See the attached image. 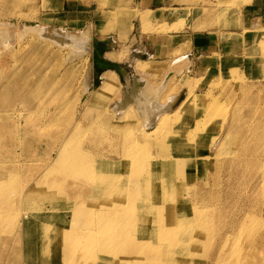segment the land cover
<instances>
[{
  "label": "rangeland",
  "instance_id": "obj_1",
  "mask_svg": "<svg viewBox=\"0 0 264 264\" xmlns=\"http://www.w3.org/2000/svg\"><path fill=\"white\" fill-rule=\"evenodd\" d=\"M193 2L197 6L193 9L194 17L191 18V12L187 13L188 9H183L184 16L179 17L173 27H170V22L166 21L154 25L145 24L148 19L144 17L148 13L142 14L143 30L158 33L159 48L164 50L172 48L169 51L166 50L169 55L166 58H163L164 55L156 58L144 49L146 44L139 42L140 48L136 44L130 45L129 35L137 31L134 23L139 12L131 6L130 0L0 1V23H3L0 24V33L7 35V37H2V40L0 39V68L4 67V70H8L17 62L23 68L25 63L32 58L30 50L39 46L40 42L48 49L49 55L51 54L49 57L51 61L44 67L47 75L51 74L55 68L53 64V61L56 62L55 56L60 62V68L55 77L61 82V104H65L61 112V128L64 131V136H61V147L65 142L64 139L68 137L70 130L74 129L78 121L82 123L85 130L84 136L76 135L79 140L88 138L95 131L92 125L104 123L107 120L111 122L119 120L126 113L134 116L142 127V131L146 133L153 131L157 120L153 125H147L134 102L128 105L122 113L117 110L122 107L125 95L130 93L135 83H141V90L143 89V92L147 94L149 87L150 91L154 89L157 91L154 87H158V83L168 74H174L166 91L160 92V101H167L170 95L175 94L178 97L169 111H180L171 117L169 123H162L159 130L154 132L153 143L151 142L148 151L152 155L167 151L169 158L173 155L174 163L171 161L172 165H168V159H166L164 165L174 170V177L170 178V181L166 180L169 185L166 190L168 194L165 193L170 204L179 205L180 201L182 202L181 206L185 209L188 224L183 231L180 230L175 234L173 240L176 238L179 241L177 243L171 241L168 236L162 240H155L154 245L162 247L157 254L156 264H214L219 256L215 255L218 246L216 240L221 237V234L227 232L226 234L231 235L227 241L223 242L226 244L225 249L228 250L231 248L229 244H232L235 239L238 240L235 234L232 236V228H238L239 239L244 248H248L250 238L257 231L264 234V3H256L252 0H193ZM202 15L205 17L202 18ZM186 18H188L187 22ZM87 24L91 26L90 46L92 48L89 46V50L78 49L77 52L81 51L77 53L79 57H75L71 62L65 60L72 53L70 46L54 47L40 39L43 38L42 29L25 31L21 28L27 25L49 27L59 32L64 30L81 32L85 30ZM213 27L216 32L211 33V38L215 42L216 51L214 50L209 56H205L201 50L191 49L189 51L190 44H182L180 36L167 35L170 31L203 30ZM197 37L200 38V36ZM152 41L154 43L155 38ZM105 44H109V48L103 47ZM36 53L39 52H35L33 57L37 58L35 57L31 64L44 60L43 55L37 54V56ZM106 76L111 77L112 81L108 83V88L103 93L98 94ZM89 77L91 85L87 92L84 86L85 80ZM189 95L192 97V103L182 111L179 105ZM12 99L10 95L3 98L5 104L11 102ZM16 100L12 103L14 104ZM11 109L10 112L14 117L20 113L24 115L27 113L26 104L20 101ZM13 120H5L3 122L5 127L0 128V135L8 136L3 145H0V157L2 160H7V162L0 161V173L6 172L14 164L13 161L6 159L9 154L13 153L15 158L21 162L27 159L23 155L25 133L21 131V135L15 136L14 130L10 127L14 124ZM22 121L26 124L24 120ZM115 124L114 122L111 129L115 140H103L104 142L98 145V148L102 147L103 151L110 153L111 158L118 160L126 151L123 148L115 149L117 137L124 135L126 130L129 136H133L130 140L134 141L136 129L122 124L120 125L122 126L121 131L116 129L115 132ZM7 125L10 126L7 127ZM231 125L241 126L243 129L245 127L244 130L248 129L247 140L255 149V152L252 151L254 153L244 152L240 146V149L235 148V145L239 143L238 138H235L233 144L232 137L233 134L239 133L237 129L234 133L231 130L227 132ZM40 135L43 133L36 131L33 127L26 137L29 154L32 156H29L32 166L23 167L19 171L21 176L19 178L13 176L7 188L3 187V190H0L3 192L0 194V201H7L5 205L11 207L7 208L8 215L5 218L0 216V229L3 233L0 235V261L5 259L8 264H31L27 258L28 243L26 242V228L23 227L24 221H22V227H18L20 226L18 221L25 212L19 195L20 193L23 195L22 189H25L26 185L40 178L41 173L37 176L40 167L42 169L45 164L52 163L60 147V144L49 143L47 138L41 140L43 136ZM225 135V145L220 153L217 144ZM164 143H168L170 147L161 150V145ZM85 147L87 155L91 154L90 158L95 160L93 150L96 147L90 143L88 145L85 143ZM177 148L182 149L177 151L179 150ZM239 155L241 157H238ZM64 165L59 168V171L64 168ZM235 166L239 167V170L234 168ZM161 169L165 170L166 175L168 169L162 167ZM135 171L130 168V172ZM58 173L45 174V181L43 180L45 193L60 198L57 205L46 202L47 207L51 208L53 204V206L56 205L58 208H54L58 209L64 219L70 221L75 230L81 232L89 229L85 225V214L72 220L75 215L74 211L80 210V206H83L85 202V198L79 192L78 183L71 184L69 187L58 185L61 184V179H58L61 176ZM159 174L156 176H161L162 173L159 172ZM75 179L72 178L71 181L74 182ZM248 179H251L250 182ZM246 203L248 204L245 205ZM12 206L15 207L12 208ZM89 207L93 206L89 205ZM81 209L82 213H86L87 209L83 207ZM242 209H245L247 213ZM1 210L3 209H0V212ZM210 215L214 217L209 220L207 217ZM94 224L91 228L96 229ZM256 224H258L257 227ZM204 225H209L208 229L211 228V232L217 239L212 242L213 238L201 246L197 244L195 247H199L197 248L198 253L190 252L191 249L187 242L185 244L181 239L184 237L183 232ZM243 227L244 230H242ZM248 228H250L249 231ZM158 229L155 227L154 233ZM101 244L98 240L96 251L101 249ZM184 244L188 246L184 247ZM212 245V251L207 255L203 254L202 251ZM21 246H23L22 254L19 255ZM102 253L98 254L99 257L95 254L90 255L85 262L79 264H116L111 256L104 251ZM187 258L188 261H185ZM52 260L54 262V258ZM131 264H140V261L134 260Z\"/></svg>",
  "mask_w": 264,
  "mask_h": 264
},
{
  "label": "bare ground",
  "instance_id": "obj_2",
  "mask_svg": "<svg viewBox=\"0 0 264 264\" xmlns=\"http://www.w3.org/2000/svg\"><path fill=\"white\" fill-rule=\"evenodd\" d=\"M148 17L149 15L146 14L144 18L149 19ZM90 27V24H87L85 30L81 32L65 30L59 32L49 27L21 26L25 31L42 29L43 38L40 39L45 43L48 42L54 47L61 48L62 46H70L73 50L69 47L72 53L68 51L71 54L65 58L67 62H71L75 57H79L77 55L79 52H77L78 49L84 48L89 50L88 47L91 44ZM2 37H7V35H1L0 33L1 40ZM90 47L92 48V46ZM103 47L109 48V44H105ZM37 51L39 53H36V55H43L44 60L39 63L31 64L36 57L33 56ZM30 53L32 57L29 60L30 63L26 61L28 64L25 63L23 68L19 66L18 62L14 67L11 66L12 68L8 70H4V67L0 68V128L2 129V127H5L3 123L5 120L14 119L13 126L7 125V127L10 126L14 130L15 136L21 135V131L25 133L23 155L27 158L24 162H21L15 158L13 153L8 155L6 159L13 161L14 164L8 168L6 172L0 173V190H3V187L7 188L10 182L9 180H12L13 176L19 178L21 176L19 171L22 170L23 167L32 166L26 137L31 133L33 127L36 131L43 133V135H40L43 136L41 140L47 138L49 143L60 144V147L54 161L45 164V167L42 169L40 167V171L37 174L38 176L41 173L40 178L26 185L25 189H22L23 195H21V193L19 195L21 205L24 207L25 212L18 221V224H20L18 227H22V221H24L23 227L26 228V242L28 243L27 258L30 260L29 262H31V264H79L80 262H85L90 255L95 254L96 256L104 251L111 256L116 264H131L134 260H139L140 264H156L155 260L157 254L162 247L155 246V240H162L168 236L171 238V241L177 243L179 241L176 238L173 240L175 234L180 230L183 231L188 224L185 209L181 206L182 202L180 201L179 205L170 204L166 196V190L169 185V182L167 185L166 180L174 177V170L164 165L166 164V159H168V165H172V162L174 163V160H172L173 155L169 158V153L167 151L166 153L160 152L161 154L156 155H152L148 151L152 139L154 138V132L159 130L162 123H169L171 117L180 111H169L176 97H178L175 96V94L170 95L167 101H160V92L166 91L174 74L172 75L171 73L168 74L167 77L165 76V78L160 81L161 83H158V87H154V84L153 87L157 88V91L155 89L153 90L152 87L153 91H150L151 89L149 87V93L147 92V94L143 92V89L141 90V83H135L130 93L128 95L126 94L127 96L125 95L124 104L117 110L122 113L128 105L134 102L139 110V114L144 117L147 125H153L154 121L157 120L155 121L156 125H154L155 129H153V131H147V133L142 131V127L137 120H135L134 116L125 112L126 114L119 120H113L112 122L111 120H107V122L92 125L95 131L92 132L88 138L86 137V139L80 138L81 140H79L76 135L84 136L85 130L82 127V123L78 121L74 129L70 130L71 133L68 135V137H70L64 139L65 142L61 147V136H64V131L61 128V112L62 108H65V104H61V82L55 77L59 71L60 62L57 60V56H55L54 60H56V62L53 61L55 68L51 74L47 75L44 67L45 64L47 65L49 61H51L49 59L51 54L49 55V51L45 45L40 42L39 46H35L30 50ZM189 58L191 57L189 56ZM122 69L125 70L124 67H122ZM68 71L71 72L70 69H68ZM103 81L98 94L103 93L108 88V83L112 81V78L106 76ZM90 85L91 79L89 77L85 80L84 87L86 91L90 89ZM24 86L27 87L24 88ZM9 95L12 96L14 100L17 99L14 104L12 103V101H14L13 99L11 102L9 101L8 104L4 103L3 98ZM18 101L26 104L27 113H25V115L24 113H20L14 117L10 110H12L11 107L18 103ZM191 103L192 97L189 95L183 99L179 108L183 111L186 107L188 108ZM22 120H24L26 124H23L24 122ZM114 122L116 123L114 131L116 129L121 131L122 126L120 125L122 124L127 125L129 128L132 126L136 129L134 141L130 140L133 136H129V132L126 130L124 131V135L117 133V135L120 136L117 137L118 139L116 138V147L114 144L112 145L115 149L123 148V150L126 151L118 160L111 158L109 156L110 153L103 151L101 149L102 147L100 148L99 146L98 148V145L104 142L103 140L111 141L114 139L115 135L114 132H112L113 130H111ZM31 126L33 127L31 128ZM236 129L239 134H233V144L235 143V138H238L239 143L235 145V148L237 149L240 146L244 152L254 151L255 149L252 148L247 140L248 129L244 130L245 127L243 129L241 126L238 127L235 125L233 127V125H231L227 132L231 130L234 133ZM226 135L225 137H221L218 141L217 147L220 149V153L225 145ZM5 139H8L7 135H0V145H3ZM83 142H85L86 145L90 143L96 147L93 150L95 151V160L90 158L91 154L87 155L85 143ZM168 147H170L169 144L164 143L161 145V150H166ZM181 149L177 151H181ZM234 151L235 150H233V152ZM238 157L241 156L239 155ZM0 161L7 162L5 159L2 160L1 157ZM238 161H240V159ZM63 165L64 168H61V171H59V168ZM132 167L134 168L132 169ZM161 167L168 169L166 175L169 177L164 174L165 170L162 171ZM130 168L132 171H136L130 172ZM234 168H238L239 170V167L235 166ZM240 168L242 167L240 166ZM229 171L231 172V169ZM53 172H59L58 174L61 176L58 177V179H61V184L58 185L69 187L71 184L74 185L78 183L79 192L85 198V202H83V206H80V210L74 211L75 215L72 220L75 219V217L78 218L82 214H85L86 224H84L87 225L89 229L81 232L75 230L74 226L70 224V221L64 219V217L59 214L58 209H56L58 208L56 205L59 203L60 198H58V196L56 197V195L53 196L45 193L46 191L43 187L45 186V182H43L45 174L51 175ZM159 172L162 173L161 176H156V174L160 175ZM236 172L238 173V171ZM72 178H76L74 182L71 181ZM124 178H126L125 181ZM248 180V182H250L251 179ZM46 181L48 182V180ZM246 184L248 183L246 182ZM0 194H3V192L0 191ZM249 195H251V193H249ZM247 200H249V198ZM48 201L56 205L53 206V204L52 207L49 208L46 205ZM6 202L5 200H3V202L0 201V209H3L0 212V216L3 218L8 215L7 208H11L5 205ZM252 203H254V201ZM247 204L248 203L245 205ZM13 205H15V203ZM89 205L93 207L90 208ZM102 205H105L106 208ZM251 206H249V208H251ZM13 207L15 206H12V208ZM81 207L87 209L86 213H82ZM56 210L58 212H56ZM243 211H245V209ZM252 212H254V210ZM256 216L258 217V215ZM213 217L210 215L207 219L210 220ZM251 217H253V215ZM245 218L247 217L245 216ZM93 223H95L93 226H96V229L91 228ZM257 225L258 224L255 226L257 227ZM155 227L159 229L154 233L153 230ZM208 227L209 225H204L203 227H197L199 228L198 230L193 227L188 231L186 230V232L184 231L182 234L184 237L181 239L185 244L187 242L189 245L184 244V247L188 246L191 249L190 252L193 251L198 253L197 248L199 249V247H195L197 244H199V246L207 244L213 238L212 242H214L217 237L214 236V233L211 232V228L208 229ZM232 229V236L235 234V236H237L235 238H238V240L235 239L232 241V244H229L231 245L229 250L225 249L226 244H223V242L227 241L231 235L226 234L227 232L221 234V237L216 240L218 246L216 247L215 255L217 254L219 256L217 260L215 259L216 261L214 264H264V234L258 231L256 234L253 233L254 236L252 238L248 237L250 238L248 248H244L239 239L238 234H240V232H238V228ZM249 229L250 228H248V231ZM260 229H262V227ZM242 230H244V227ZM218 231H220V229ZM1 234L3 233H1L0 229V235ZM19 234L20 233H18V235ZM101 236L105 238L103 237V239ZM145 236L152 237L148 238ZM98 240H100L102 244L101 249L96 251ZM213 245L208 249H202L203 254H209L213 249ZM22 249L23 246L19 248V255L22 254ZM53 258L54 262L52 260ZM188 258L184 260L188 261ZM104 261L107 262V260ZM0 264H8V262L4 259L0 261Z\"/></svg>",
  "mask_w": 264,
  "mask_h": 264
},
{
  "label": "crops",
  "instance_id": "obj_3",
  "mask_svg": "<svg viewBox=\"0 0 264 264\" xmlns=\"http://www.w3.org/2000/svg\"><path fill=\"white\" fill-rule=\"evenodd\" d=\"M131 6L136 8L139 12L135 18V28L137 31L131 35L130 38V45L136 44L137 47L140 48L139 42H142L145 45V50L150 52V55L155 56L156 58H166L169 56L167 51L172 48L162 49L159 48L158 42V33L157 32H149L143 30V21L141 16L143 13H148L149 19L145 24H157L159 22H170V27H173L178 22V18L184 16L183 9H188V12H191V18H193V9L196 8V3L193 0H130ZM256 3H264V0H252ZM182 11V12H180ZM205 16L202 15V18ZM259 18V17H258ZM188 18H186L187 22ZM193 20V19H192ZM96 22V21H95ZM234 22H236L234 20ZM192 24V23H191ZM216 29L208 28L203 30H193V29H185L179 31H170L167 35L173 36H180L182 39V44L189 45L190 49L193 51H203L205 56L211 55L215 50V42L211 38V33H215ZM221 32V30H220ZM102 33V32H99ZM197 36H200L198 38ZM206 36V37H205ZM153 38H155L154 43H152ZM219 41V40H218ZM181 44V45H182ZM180 45V46H181ZM219 49V48H218ZM167 50V51H166ZM216 51V50H215ZM160 54V55H159Z\"/></svg>",
  "mask_w": 264,
  "mask_h": 264
}]
</instances>
